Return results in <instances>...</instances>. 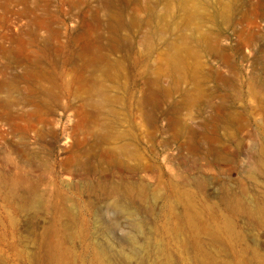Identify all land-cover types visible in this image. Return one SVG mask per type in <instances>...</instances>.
Instances as JSON below:
<instances>
[{
  "label": "rangeland",
  "instance_id": "374dc122",
  "mask_svg": "<svg viewBox=\"0 0 264 264\" xmlns=\"http://www.w3.org/2000/svg\"><path fill=\"white\" fill-rule=\"evenodd\" d=\"M0 264H264V0H0Z\"/></svg>",
  "mask_w": 264,
  "mask_h": 264
},
{
  "label": "bare ground",
  "instance_id": "6f19581e",
  "mask_svg": "<svg viewBox=\"0 0 264 264\" xmlns=\"http://www.w3.org/2000/svg\"><path fill=\"white\" fill-rule=\"evenodd\" d=\"M118 207V206H117Z\"/></svg>",
  "mask_w": 264,
  "mask_h": 264
}]
</instances>
